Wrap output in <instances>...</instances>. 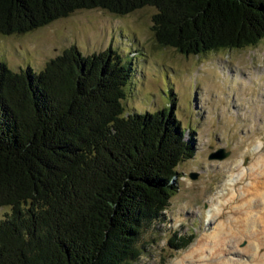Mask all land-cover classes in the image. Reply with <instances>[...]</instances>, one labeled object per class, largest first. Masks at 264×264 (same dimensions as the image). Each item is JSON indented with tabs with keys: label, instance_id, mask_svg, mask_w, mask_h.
I'll return each instance as SVG.
<instances>
[{
	"label": "trees",
	"instance_id": "16d2710c",
	"mask_svg": "<svg viewBox=\"0 0 264 264\" xmlns=\"http://www.w3.org/2000/svg\"><path fill=\"white\" fill-rule=\"evenodd\" d=\"M144 5L155 9L157 46L184 55L264 37V0H0V36L75 9L124 15ZM80 52L71 45L38 72L0 62V264L135 263L177 190L176 166L195 152L173 104L126 109L131 57ZM175 233L172 249L192 241Z\"/></svg>",
	"mask_w": 264,
	"mask_h": 264
},
{
	"label": "rangeland",
	"instance_id": "374dc122",
	"mask_svg": "<svg viewBox=\"0 0 264 264\" xmlns=\"http://www.w3.org/2000/svg\"><path fill=\"white\" fill-rule=\"evenodd\" d=\"M154 12L145 5L124 15L75 9L29 32L0 36V62L15 71L30 66L38 72L71 45L82 54L113 48L123 59L131 57L135 74L124 98L126 109L151 112L173 104L185 137H193L195 145L190 159L176 166L177 190L158 223L143 234L142 253L133 264H214L234 255L252 259L243 220L253 214L260 195L247 196L243 189L251 181L247 171L253 172L264 157V37L254 46L184 55L157 46L150 30ZM187 128L194 132L190 135ZM218 150L228 153L222 159L208 157ZM192 171L196 178L189 176ZM7 210L0 207V217ZM219 222L236 237H228L213 256L210 239ZM173 233H190L192 241L172 249L168 239ZM256 236L264 263V232ZM200 243L205 248L197 252Z\"/></svg>",
	"mask_w": 264,
	"mask_h": 264
},
{
	"label": "bare ground",
	"instance_id": "6f19581e",
	"mask_svg": "<svg viewBox=\"0 0 264 264\" xmlns=\"http://www.w3.org/2000/svg\"><path fill=\"white\" fill-rule=\"evenodd\" d=\"M242 172H243V170H242ZM246 175L251 177V181L249 183H247L248 185L247 184L245 185L246 187H244V189H243L244 192L248 196L249 193L255 194L256 191H258L259 195H260V196H257V198L259 197V201H257V205H256L257 207L253 208V214L251 216L247 215L248 217L245 215V219L243 220V227L245 228L244 231L247 233L248 237H250L249 239L251 240V243L248 245L252 250V255H251L252 259H247V258H244L243 256L241 257L238 255H234L233 259L218 258V260L216 259L214 261V264H244V263L245 264H250V263L251 264H264L262 261L263 259L257 255L258 254L257 253L258 248L260 247V245H258V240L256 239V237H258V236H256L258 233L264 232V157L259 162H257L256 169L253 170V172L247 171ZM243 177H244V174L241 178H238V180L242 179ZM232 184H234V183H232ZM247 202H248L247 203L248 208H252V206H251L252 203L249 205V203L251 201L250 202L247 201ZM248 208H247V210H248ZM246 214H248V213H246ZM255 224L258 225L257 229H252L253 227H255ZM216 226H217L216 231L213 232V236L210 239L212 244H213V247L211 248L212 249L211 252H213V256H216L217 253L219 252V250L222 249V246H224L226 244L225 242H227L226 240L228 237L234 238V239L236 237L235 236L236 234H235V232L233 233V231L232 232L230 231L228 233L224 232L223 222L217 223ZM237 237H238V235H237ZM205 240L207 241V239H205ZM204 246H205V243H200V245L196 248V251L199 252L201 249L203 250V248H205Z\"/></svg>",
	"mask_w": 264,
	"mask_h": 264
},
{
	"label": "water",
	"instance_id": "95a60500",
	"mask_svg": "<svg viewBox=\"0 0 264 264\" xmlns=\"http://www.w3.org/2000/svg\"><path fill=\"white\" fill-rule=\"evenodd\" d=\"M228 152H223V151H221V150H218L217 152H215V153H211L208 157L209 158H211V159H213V158H221L222 159V157H224L226 154H227ZM197 175H198V173L197 172H190V174H189V176H191V177H193V178H196L197 177Z\"/></svg>",
	"mask_w": 264,
	"mask_h": 264
}]
</instances>
